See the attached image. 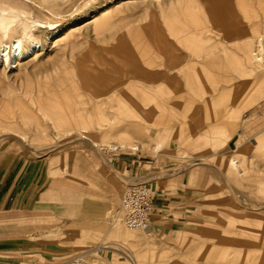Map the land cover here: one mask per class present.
<instances>
[{"label":"rangeland","instance_id":"obj_1","mask_svg":"<svg viewBox=\"0 0 264 264\" xmlns=\"http://www.w3.org/2000/svg\"><path fill=\"white\" fill-rule=\"evenodd\" d=\"M125 1H59L45 6L49 12L46 15L38 9L40 0H0L1 13L18 17L23 13L26 18L34 17L41 23L51 24L60 34L73 30L78 35L74 39L76 46L71 50L52 49L47 43L43 51L36 53L35 59L30 57L5 73L0 67V167L5 178L9 175V179L14 177L18 181V194L32 184V188L38 189L59 188L64 196L79 202L77 215H70L59 226L41 229L26 238L34 249L27 256L28 263L62 264L73 255L91 251L101 241L108 248L96 255L102 260L131 264L145 255L147 245L143 241H124L123 234L128 231L123 225L111 230L113 218L119 217L117 223L122 224L119 207L123 191L129 185L126 183L128 176L142 179L141 184L146 183L157 198L174 194L170 199L177 200L185 191L187 196L199 201L188 220L180 225L151 216L156 251L147 254L150 264H226L225 261L239 264L248 256L253 257L258 249H263L264 255V149L258 152L254 150L258 147H253L257 144L255 137L264 129V98L247 109L244 104L237 110L239 136L252 144L247 155L242 157L233 151L239 138L231 132L236 108L224 106L238 99V93L243 101L252 97L255 87L264 88V65L256 70L241 62L234 65L226 51L229 33L223 29L225 25L240 30L244 38L253 25L263 23L264 10L257 0H139L132 5ZM115 4L121 7L115 9L112 7ZM109 8L108 17L115 24L111 31L95 38L90 26L81 27L92 16ZM142 29L152 34L162 33L170 43V54L174 55V49L176 55H183V63H196L198 60L193 54L197 52L205 56V52L216 51L209 53L207 61L215 56L222 57L224 67L221 69L211 67L200 75L197 71H189V79L207 82L208 88L185 87L184 78L173 68L165 77H170V107L173 97L193 95L191 103L186 101L183 106L191 105L197 117L198 111L201 114L204 110L199 107L203 101L207 104L214 101L215 108L209 111L215 116L211 120L205 116L197 118L198 121L191 125L187 141L178 136V133L183 136V125L170 123L168 107H155L158 116L149 122H131L127 115L120 120L113 117L108 127L124 130L117 138L125 137L142 146L138 151L127 148L98 151L86 141L65 137L61 129L56 130L61 137L59 150L40 155L23 150L19 140L21 134H26L32 143L49 145L54 142L51 135L44 140L35 137L34 124L51 134L54 130L49 129V118L61 125L70 121L66 114L73 110L98 109L99 101L90 94V89L100 86L99 81L78 76L81 72L89 77L96 73L103 78L112 76L111 70L116 65L106 52L121 42L131 45L130 51L140 59L142 49L156 50L152 44L155 36L149 40ZM35 35L43 40L45 32L41 29ZM93 54L100 62L93 60ZM159 61L163 64L157 58L156 62ZM82 65H91V68L84 69ZM154 70L157 72L158 68ZM115 71L120 74L121 70L116 68ZM130 85L140 89L133 82ZM128 107L126 103L122 109L129 110ZM38 109L47 117H42ZM21 111H28L33 119L20 118ZM214 117L215 123H212ZM207 135L212 136L209 139ZM260 141L264 144V134L260 135ZM157 144L163 154L155 152ZM229 149L232 155L221 156ZM229 156L245 159L243 173L229 165ZM133 159L138 161L133 173L119 171L117 161L133 163ZM190 167L191 174L183 172ZM71 173H76L73 184L68 181ZM165 247H172L174 251H164Z\"/></svg>","mask_w":264,"mask_h":264},{"label":"bare ground","instance_id":"obj_2","mask_svg":"<svg viewBox=\"0 0 264 264\" xmlns=\"http://www.w3.org/2000/svg\"><path fill=\"white\" fill-rule=\"evenodd\" d=\"M40 1L41 5L38 6V9L43 14L47 15L49 13L47 12V9L45 7L47 4H57L59 1L64 2L65 0ZM138 2L139 0H126L124 3L127 5H132ZM257 3L264 10V0H257ZM112 7L117 9L121 6L115 4ZM110 9L111 8L102 10V12H99L98 15L96 14L92 16L90 20L86 21L87 23L84 22L81 27L90 26L91 32L95 34V38L108 33L113 29L115 25L114 21H111L113 19L111 17H108ZM21 18L24 20H22ZM73 25L75 26L76 24L74 23ZM41 29L45 32L43 40L35 35L36 31ZM223 29L226 34L229 33L228 37L230 38H228V40L225 42L226 51L229 55H231L230 60L233 61L234 65H240L241 62V64L245 63L250 65V67L252 66L251 68L255 70L261 68L264 65V21L262 24L253 25V27H251L249 32L247 33V35L250 36L247 37L246 35L244 38H241L243 32L240 30H237L235 28V30L232 28H227L225 25ZM141 32L144 33V36L149 40L154 36L156 38L152 42L156 50L142 49V60L130 51L131 45H127L125 41V43L121 42L114 48L110 49V51L106 52V54H108V56H110L114 60L116 68L121 70L120 74L116 73V68H114L111 70L113 72V75L109 76V78H103L99 74L97 75V73L94 75V77H89L88 75H86L87 73L85 74V72H81V75L78 76L79 79H81V77H84L85 80H93L95 78L96 81H99L100 86H96L94 90L90 89L92 92L89 91L90 94L93 95L94 99L99 101L98 109L96 111H94V109L88 112L79 111V109H77L76 111L73 110L71 114H66V116L69 117L70 121H68L67 123L65 122L61 125L56 124L52 121V119L49 118L48 122L51 123L49 129L54 130L51 134H46L45 130L41 129L40 126L34 124L35 137L39 138L40 140H44L49 138L48 135H51L54 142L50 143L49 145H43L40 143L37 144L35 142L32 143L30 142L29 137L26 134H21L19 135V140L22 149L34 152L37 155L44 154L45 151L55 152L59 150L62 147L58 144L61 137H59V134L56 133V130L58 131L60 129L62 130L60 131L62 132L61 134L65 135V137L68 136L71 138H78L80 141H86L92 149H96L98 151H115L118 148H127L131 151H138L140 149H143L142 146H139L134 142L132 143V141L126 140L125 137H122V139L117 138L118 133L120 131L123 132L124 130L117 131L116 128H109L108 123L112 120V118L116 117L117 120H120L121 117L127 115L129 119H131V122H149L154 119L153 117L158 116V114L156 115L155 113V107L157 106L168 107L166 109V112L170 113V77L165 78L170 74V68H173L174 70H177V72H180L179 75L184 78L183 81L185 82V87L187 86L190 89H193L194 87V90H198L197 88L205 87L208 84L206 85L207 82L205 83L202 80L196 81L192 80V78L189 79V71H197L200 75L204 72H208V68L212 67L213 69L218 70L224 67L222 57L220 59L219 56H215L210 59L212 61H207L209 59L207 57L208 55H210L209 53H215L216 51L205 52V56L197 52L193 54V57L198 60L196 63H183V55H176L174 49V55L170 54V43H167L165 36L162 35V33L155 31L152 34L144 29H142ZM77 37L78 35L73 33V30H69L63 34H60L59 30L52 27L51 24L41 23L34 17L26 18L23 13H21L20 17H18V15H12L8 13L4 14L0 12V67L5 73L6 70L11 71L12 69H15L19 65V63L26 61L30 57H33V59H35L37 57L36 53L40 50L43 51L44 46L47 43L52 45V49L59 50L63 48V51L67 49L71 50L76 46V41H74V39ZM64 41L67 42L65 45H63ZM239 41L242 43H239ZM92 58L94 61L100 62L99 58L95 54L92 55ZM157 58L162 60L163 64H160L161 61L156 62ZM12 65L15 66L11 67ZM82 67L84 69H87L88 67L91 68V65H82ZM155 67L158 68L157 72H155L154 70ZM126 78L127 81H124V79ZM119 81L122 82L120 83ZM130 81H132L133 84L140 86V89L134 88V85H130L132 84V82ZM208 87L209 86H207V88ZM255 88L256 89L252 93V97H250L249 99L241 101L242 99H239V95L241 96V93H238V99L232 100L229 106H227L228 103H225L224 106L230 108L233 107V109L236 108V110H238L239 106H244V104V108L247 109L250 106L260 102V100L264 98V88L260 86H257ZM156 89H159V91H157ZM93 91L95 92L93 93ZM66 95H68V93H66ZM172 99L171 109H173L172 112H174L176 115L190 117L196 114L193 109L185 110L183 108H179L181 107L179 105V102H184V99L179 100L178 96L173 97ZM32 100L35 102L37 101V99L35 98H32ZM126 103L129 104V110L122 109L123 104L125 105ZM209 107L210 103L208 104V107L205 108L203 116L207 117L210 114ZM36 111L40 113L42 112L40 109ZM46 112L49 113V110H46ZM30 115L31 114L28 111H21L20 118L24 120L33 119L32 115ZM41 115L42 117L46 116L44 113H41ZM236 116L239 117L238 114H236ZM161 118L163 117L161 116ZM262 132H260L255 137V139H257V144L255 146L253 145V147L255 148L258 147V149H254L258 152L264 149V144H262L260 141V135L264 134ZM249 145L252 146L250 142H246L240 139L239 141H236V145L233 151H236L237 154L241 157L245 156L247 155L246 153H248V149L250 147ZM154 150L156 153L163 154V151L158 144L154 147ZM227 151H223L221 156L232 155L233 151L231 149ZM252 151L253 150H251V152ZM244 160L235 159L232 156H229L228 163L232 168L238 170L240 173H243L245 171V168H243ZM198 161L199 160H197L196 162ZM254 165H256V163H253V166ZM75 174L76 173H71V175L68 176V181L72 184L74 183L73 179H75ZM141 181L142 179L135 180L129 178L128 176L126 183H128L129 185L134 183L141 184ZM118 221L119 217L113 218L114 226L111 227V230H118V227L120 225H123L120 223L118 224ZM21 223H23V220ZM32 223H42L49 225L53 223V220H38L35 218L34 220H32ZM3 225L4 224H2V226ZM11 233L13 234V237L15 239H20L22 237H32V235L29 234V231L21 228L16 229ZM152 234L153 232L151 225L149 226L148 230L144 232H125L123 234L124 241H143L147 245L146 254L140 255L139 259L134 260L133 262H131V264H150V262L147 260V254L151 252L154 253V251H156V249L154 248L156 244L152 240ZM107 249L108 248L101 241L100 244H98V246L93 248L91 251L73 255L69 258L79 256L87 259L90 263L115 264L105 259H99V256H96L102 251H106ZM164 251L172 252L174 250L172 247H165ZM238 256H241L240 253L238 254ZM238 256L236 257L237 259ZM239 262V264H263V249L256 250L253 257L252 255L250 257L248 256L245 260L243 259ZM225 263L236 264L233 261H225Z\"/></svg>","mask_w":264,"mask_h":264},{"label":"crops","instance_id":"obj_3","mask_svg":"<svg viewBox=\"0 0 264 264\" xmlns=\"http://www.w3.org/2000/svg\"><path fill=\"white\" fill-rule=\"evenodd\" d=\"M192 96L193 95L184 94L183 96H178V98L179 100L184 99V102H190L192 101ZM184 102H179V105H182L179 108L192 110L191 105L187 104L183 106ZM209 103V108H215L213 105L214 101H208V104ZM208 104L206 101H203L199 107L200 109L205 110V108L208 107ZM231 109H233V107ZM172 110L173 109L170 110V123L183 125V136H180V133H178V136L183 137V139L187 141V138H190L191 135L192 123L197 122V118L199 120L202 119L204 117L203 112L205 111L201 110V114L198 111L197 117L194 116L195 114L187 117L178 116L172 112ZM234 113L235 122L232 121L231 123V132H234V135L239 136V122L238 117L236 116V114H238L237 110L234 111ZM234 113L233 111L231 112V114ZM212 116L215 115L210 110L209 116L205 118L210 119ZM212 123H215V117ZM214 132L216 133L217 129H215ZM211 136L212 135H207L206 138L210 139ZM239 138L244 141L243 136H239ZM239 138L236 141H239ZM137 162L138 161L133 159V163L125 161L120 163L117 161L116 164L120 172L133 173L136 170L135 164ZM191 170V167L184 168L183 172H189L191 174ZM3 173L4 171L0 167V264H29L27 256L31 251H34V249L28 243V239L25 237L15 239L11 232L21 228L26 229L29 231V234H31L48 227H57L70 215H77L79 202L73 197L69 198L64 196V192L62 190L59 191V188H56V190H49L46 187L45 189L40 187L41 189H38L36 186L32 188V184L24 187L23 191L18 194L16 191V189H19L18 181H15L14 177L9 179V175L5 178ZM185 187L186 185H184V188ZM185 193L186 192L184 191L177 200L170 199L174 194H165L166 198H157L154 195V212L152 216L159 217L161 220L169 221L178 225L187 221L189 214L195 210V205H197L199 201H194L190 195L187 196ZM35 218L38 220L52 219L53 223L49 225L42 223L33 224L32 220ZM22 220L23 223H21ZM2 224L4 225L2 226Z\"/></svg>","mask_w":264,"mask_h":264},{"label":"built area","instance_id":"obj_4","mask_svg":"<svg viewBox=\"0 0 264 264\" xmlns=\"http://www.w3.org/2000/svg\"><path fill=\"white\" fill-rule=\"evenodd\" d=\"M154 195L146 184H130L123 191L119 216L130 233L147 231L154 212ZM62 264H92L85 258L74 257Z\"/></svg>","mask_w":264,"mask_h":264}]
</instances>
